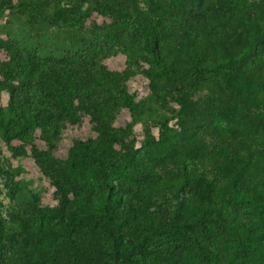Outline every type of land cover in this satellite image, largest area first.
<instances>
[{"label": "trees", "instance_id": "16d2710c", "mask_svg": "<svg viewBox=\"0 0 264 264\" xmlns=\"http://www.w3.org/2000/svg\"><path fill=\"white\" fill-rule=\"evenodd\" d=\"M0 17L54 29L48 49L0 34V264H264V0H0ZM139 124L158 134L137 146Z\"/></svg>", "mask_w": 264, "mask_h": 264}, {"label": "rangeland", "instance_id": "374dc122", "mask_svg": "<svg viewBox=\"0 0 264 264\" xmlns=\"http://www.w3.org/2000/svg\"><path fill=\"white\" fill-rule=\"evenodd\" d=\"M18 20L17 18H10L9 17H0V34L7 32L10 28L15 29L17 31V36L23 40L24 38L30 39L33 47L43 48L46 45L49 47V43L51 40V34L53 32V28L48 30H43L41 32L36 30H31L29 27L24 26V21ZM20 29L25 30L22 32ZM20 30V31H19ZM43 36V37H39ZM60 39L63 40V35L60 36ZM69 45V43L67 44ZM48 49L47 47H45ZM147 85L146 80H141L139 82L132 81L131 86L132 89L136 92H140L143 88ZM8 101V96L4 94L2 99L0 100V105L6 104ZM177 107L173 106L170 111L163 112L160 114L157 120H163L168 118L171 120V123L174 124L175 122V114L177 112ZM151 127V126H150ZM147 125L139 124L134 129V136L137 140V146H139L140 142H142L150 133L154 134L155 136L158 134V128H150ZM3 155L4 158L12 165L14 168L15 173L17 174V180L21 183L23 187L30 186L33 190L38 192L41 196V206H53L55 205V200L52 196L46 192V189L49 187L48 181L40 174L36 166L30 159L27 158H14L11 152L3 146ZM3 195L0 196V211L6 216V208L10 205V199H8L5 190L2 193Z\"/></svg>", "mask_w": 264, "mask_h": 264}]
</instances>
